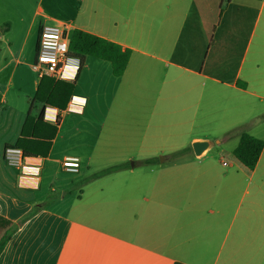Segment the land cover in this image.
<instances>
[{"label":"crops","instance_id":"1","mask_svg":"<svg viewBox=\"0 0 264 264\" xmlns=\"http://www.w3.org/2000/svg\"><path fill=\"white\" fill-rule=\"evenodd\" d=\"M45 24L129 49L122 75L86 57L65 109L33 101ZM262 130L264 0H0V264H264V149L251 170L232 155ZM228 134L227 163L194 155Z\"/></svg>","mask_w":264,"mask_h":264},{"label":"trees","instance_id":"2","mask_svg":"<svg viewBox=\"0 0 264 264\" xmlns=\"http://www.w3.org/2000/svg\"><path fill=\"white\" fill-rule=\"evenodd\" d=\"M67 55L79 58L80 67L82 66L86 57H93L108 62L112 75L114 77H120L128 63L130 50L122 48L120 45L104 38L95 36L82 30L74 29L69 33ZM72 90L73 83L54 80L50 77H42L33 96V101L41 103L44 106L49 105L57 108L58 110H63L65 109L66 104L72 95ZM41 115L42 113L38 115L35 120L36 122L41 121ZM54 133L55 126H52L44 145L45 150H47ZM14 145L20 147L17 144ZM262 149H264V140L251 136L247 133H241L237 145L232 150V155L244 167L251 170L255 167ZM22 150L26 155L27 152L24 149ZM124 167L126 166H110L92 174L90 179L102 177L109 173L123 169ZM31 214L32 213H28L27 215L23 216V218L18 222L25 221ZM3 222L5 225L4 228H6V230L0 237V253L2 252L16 226L15 223L7 220H4Z\"/></svg>","mask_w":264,"mask_h":264},{"label":"built area","instance_id":"3","mask_svg":"<svg viewBox=\"0 0 264 264\" xmlns=\"http://www.w3.org/2000/svg\"><path fill=\"white\" fill-rule=\"evenodd\" d=\"M69 32L65 26L45 24L41 26L37 39L36 59L32 69L40 78L50 77L54 80H64V70L80 67L77 57L68 56ZM2 159L6 166L21 168L25 159L22 149L14 144H5L2 149ZM63 172L75 173L79 168L77 157L66 156L60 162Z\"/></svg>","mask_w":264,"mask_h":264},{"label":"rangeland","instance_id":"4","mask_svg":"<svg viewBox=\"0 0 264 264\" xmlns=\"http://www.w3.org/2000/svg\"><path fill=\"white\" fill-rule=\"evenodd\" d=\"M259 135H264V130L260 131L258 133ZM233 134H228V138L221 144H218L215 142V140H212V145L207 149L204 155L211 157V158H220L223 162L227 163L231 160V155L228 153L229 149L234 145L233 137H231ZM225 150V151H224ZM203 155V156H204ZM143 166L136 167V170L142 171ZM155 175L158 177V174L155 173ZM113 176V175H112ZM115 176V175H114ZM111 177V175L108 177H105V179H100L98 182H106V181H114L116 177ZM162 183V182H161ZM161 183H156V186H159ZM141 206H145L146 204L149 205V202H145L143 200H140Z\"/></svg>","mask_w":264,"mask_h":264},{"label":"water","instance_id":"5","mask_svg":"<svg viewBox=\"0 0 264 264\" xmlns=\"http://www.w3.org/2000/svg\"><path fill=\"white\" fill-rule=\"evenodd\" d=\"M211 145V141L200 140L192 142L191 148L195 156H201L209 147H211Z\"/></svg>","mask_w":264,"mask_h":264},{"label":"clouds","instance_id":"6","mask_svg":"<svg viewBox=\"0 0 264 264\" xmlns=\"http://www.w3.org/2000/svg\"><path fill=\"white\" fill-rule=\"evenodd\" d=\"M72 71L75 72V69H72ZM80 101L82 102L81 104L85 103V101L83 99H81ZM48 111L51 112L52 110L49 109ZM50 118H51L50 116H46V119H50Z\"/></svg>","mask_w":264,"mask_h":264},{"label":"snow or ice","instance_id":"7","mask_svg":"<svg viewBox=\"0 0 264 264\" xmlns=\"http://www.w3.org/2000/svg\"><path fill=\"white\" fill-rule=\"evenodd\" d=\"M79 103H82L81 101H79Z\"/></svg>","mask_w":264,"mask_h":264}]
</instances>
